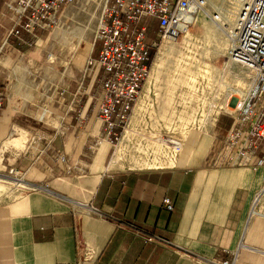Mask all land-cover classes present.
<instances>
[{
    "label": "crops",
    "instance_id": "crops-1",
    "mask_svg": "<svg viewBox=\"0 0 264 264\" xmlns=\"http://www.w3.org/2000/svg\"><path fill=\"white\" fill-rule=\"evenodd\" d=\"M4 1L0 264H210L232 253L239 264H264V212L254 208L264 196V166L225 163L229 128L186 138L172 167L119 169L127 159L117 161L110 142L87 148L100 128L87 61L82 78L59 85L32 60L41 43L26 49L6 39L12 17L1 15ZM10 169L20 178H8Z\"/></svg>",
    "mask_w": 264,
    "mask_h": 264
},
{
    "label": "built area",
    "instance_id": "built-area-1",
    "mask_svg": "<svg viewBox=\"0 0 264 264\" xmlns=\"http://www.w3.org/2000/svg\"><path fill=\"white\" fill-rule=\"evenodd\" d=\"M73 1L5 0L1 15L12 17L6 39H12L18 48L34 47L43 33L59 23L63 9ZM205 3V0H106L95 31L96 53L87 59L94 75L92 97L100 123L95 141L87 145L90 151L106 141L114 146L113 142L126 127L149 71L155 35L176 38L180 29L204 9ZM212 16L221 21L218 13ZM235 20L229 59L246 67L250 78L247 89L234 102L235 114L223 138L222 157L229 166L256 169L264 166V0H244ZM47 57L51 59L52 54ZM7 175L20 178L19 171L14 169ZM39 187L33 185L32 189ZM163 202L167 209H172L169 199ZM90 210L104 216L97 208ZM146 239L167 242L155 234ZM210 264H237L235 253Z\"/></svg>",
    "mask_w": 264,
    "mask_h": 264
},
{
    "label": "rangeland",
    "instance_id": "rangeland-1",
    "mask_svg": "<svg viewBox=\"0 0 264 264\" xmlns=\"http://www.w3.org/2000/svg\"><path fill=\"white\" fill-rule=\"evenodd\" d=\"M205 2L204 9L180 29L176 38L170 39L161 33L155 35L156 46L149 70L158 54L162 59L160 71L144 105L143 118L140 114L141 120L138 118L139 122L132 127L136 132L131 136L129 152H121L116 157L117 161L127 159L119 169H129V162L149 163L154 160L149 149L140 151L139 147H159L165 140H169L168 146L173 147L174 140H178L182 142L178 160L186 138L198 132L214 133L218 126L226 131L231 126L236 100L233 95L238 97L245 92L250 71L229 59L230 38L212 15L218 13L223 23L232 22L243 0ZM105 3L106 0H74L63 9L59 23L41 37V42L38 40L41 45L31 51L34 64L48 68L59 85L82 78L87 56L92 49L95 52L98 45L97 42L94 44L95 31ZM49 48L54 54L50 60L45 58ZM182 126L183 133H179ZM119 140L113 142L111 154L117 149ZM167 161L165 158V163ZM21 190L16 188L13 191L20 193ZM254 205L255 209L264 212V196Z\"/></svg>",
    "mask_w": 264,
    "mask_h": 264
},
{
    "label": "bare ground",
    "instance_id": "bare-ground-1",
    "mask_svg": "<svg viewBox=\"0 0 264 264\" xmlns=\"http://www.w3.org/2000/svg\"><path fill=\"white\" fill-rule=\"evenodd\" d=\"M244 1V0H243ZM218 23V22H217ZM221 25H220V24ZM219 26L225 31V33H227V35L229 36L230 40L229 43L230 45L233 43V36H234V32H235V25H236V20H233L232 22H222L219 21ZM205 26V25H204ZM207 26V25H206ZM208 27V26H207ZM204 30V29H203ZM202 30V31H203ZM201 31V32H202ZM205 31V30H204ZM209 31V29H208ZM212 31V30H211ZM205 33V32H203ZM210 33V32H209ZM207 35V33H206ZM165 45V44H164ZM166 46V45H165ZM163 49V48H162ZM161 49V50H162ZM166 49V48H165ZM160 51V50H159ZM165 51V50H164ZM162 57V56H161ZM164 58V57H163ZM160 60H162L160 58V56L157 54L156 57L154 58L152 65L150 67V70L148 71V74L145 78V82L143 84V87L140 91V95H138L139 97H137L138 99H136L137 101H135L136 103H134V107L132 109V114L130 115L129 118V122H128V126L126 125V127L124 128V130L122 131L120 137L118 138L119 143L117 145V155H119L121 152H129L130 149V143L132 141V135L136 132L133 128L136 125L138 118L141 117L140 114H142L141 119L143 118V109H144V105L146 103L147 98L150 96V92H151V87L153 85V82H155V80L157 79L158 73L160 71ZM164 60V59H163ZM243 94V93H242ZM242 94L240 96H242ZM238 96V97H240ZM233 97H237L234 96ZM147 106V105H146ZM232 108V106H230ZM234 110V109H233ZM146 112V111H145ZM140 119V118H139ZM140 119V120H141ZM213 119V118H212ZM139 122V121H138ZM130 125V126H129ZM133 127V128H132ZM183 127L181 128V130H179V133H183ZM202 137V136H201ZM163 138V137H162ZM117 140V141H118ZM174 140V139H173ZM200 140V139H199ZM164 141V140H163ZM176 141L175 143H173V147L168 146V143H171L169 140H165V143H162V146L160 145L159 147H156L154 145H148L146 147H139L138 149L140 151H144L149 149V152L152 154V156H154V160L151 162H144V163H138V166H151V167H164L166 164L168 167H172L176 164L177 160V156H178V152L180 150V146L182 144V142L178 141V140H174ZM154 142L157 143L156 140H154ZM164 145V147H163ZM164 157V159H159L161 157ZM165 158L168 160L167 163H165ZM148 160V159H147ZM140 161V160H139ZM179 163V162H178ZM182 163V162H181ZM133 165V164H132ZM134 166V165H133ZM9 177H14V176H7ZM19 179V178H18ZM17 179V180H18ZM6 179L1 178L0 177V182H5ZM239 264V263H237Z\"/></svg>",
    "mask_w": 264,
    "mask_h": 264
},
{
    "label": "trees",
    "instance_id": "trees-1",
    "mask_svg": "<svg viewBox=\"0 0 264 264\" xmlns=\"http://www.w3.org/2000/svg\"><path fill=\"white\" fill-rule=\"evenodd\" d=\"M152 55H153V49H152L151 54H150V61L152 59Z\"/></svg>",
    "mask_w": 264,
    "mask_h": 264
}]
</instances>
